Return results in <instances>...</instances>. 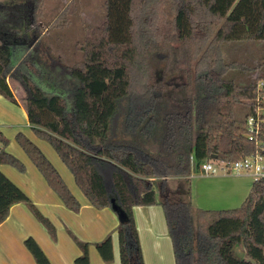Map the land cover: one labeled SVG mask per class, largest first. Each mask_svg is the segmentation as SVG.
Wrapping results in <instances>:
<instances>
[{"label":"trees","instance_id":"trees-1","mask_svg":"<svg viewBox=\"0 0 264 264\" xmlns=\"http://www.w3.org/2000/svg\"><path fill=\"white\" fill-rule=\"evenodd\" d=\"M45 1L0 5V95L17 105L11 83L19 85L32 131L52 145L88 203L121 207L120 263L144 264L133 209L160 205L176 264H264V178L240 207L226 210L195 208L191 180L213 157L234 163L264 155V56L249 65L224 55L226 45L264 44V0H104L103 20L73 64L47 59L41 38L26 33ZM70 7L52 26L67 24ZM253 73L255 80L240 79ZM175 74L183 78L179 90L167 82ZM251 117L258 119L254 135ZM16 141L78 212L80 202L40 148L22 133ZM8 143L0 130V166L24 173ZM170 180H181L178 194ZM19 203L55 237L52 223L0 169V225ZM77 243L83 254L75 264H90L89 243ZM25 246L37 264H51L34 238ZM95 246L105 262L114 260L111 236Z\"/></svg>","mask_w":264,"mask_h":264},{"label":"rangeland","instance_id":"rangeland-1","mask_svg":"<svg viewBox=\"0 0 264 264\" xmlns=\"http://www.w3.org/2000/svg\"><path fill=\"white\" fill-rule=\"evenodd\" d=\"M25 4L29 5V0H0V5L2 6L25 5ZM74 4L76 7L75 14L68 16L67 24L62 27L52 26L56 21V19L58 18V16L62 12H64L65 9H67L69 6L72 7V5ZM104 14H105L104 0H46L44 4V9L42 11V15L37 18V24L32 25L31 28H29L26 33L29 36H33V34H35L36 36L41 38L42 52L45 53L46 57L48 56L47 59L58 58L63 63L73 64L81 60V53L79 51L81 47V43L83 42L84 38L88 34H90L91 30L94 27H97L102 22ZM175 45H177V43ZM46 53H48V55ZM224 55L227 61L236 60L249 65H253L256 64L257 61L261 60L262 57L264 56V44L247 43V44L226 45L224 47ZM182 67L185 68L184 66ZM256 77L257 74L253 73L250 76H247L246 79L245 78H240V79L255 80ZM163 78H164V71L160 70V72L158 73V79L161 81ZM167 82L169 83L170 86L179 90L183 85L182 75L175 74L169 77ZM238 82L242 83V81H238ZM11 85L18 101L24 104L23 102L24 93L22 92L21 87L17 85L15 82H12ZM0 99H1L0 100L1 103H4L5 105L7 104L8 107L13 108L14 113L17 114L15 122L9 124L13 127H10L9 125L0 126V129L2 130L4 136L9 142L6 150L13 156L20 159L25 164L26 167L25 174H23L18 170H16L15 168L7 166V168L5 169H12L14 173H16L15 175H20L19 179L16 176H13L12 180L17 182L18 184H21L22 186H25L26 188H30L28 189L29 192H33L32 189H34L35 186L38 187V184L40 182L41 183L43 182L46 185V187H48V189H50V191H52L55 197H57L58 199V195L47 185V182L45 181L39 170L36 168V166L29 159L27 154L17 143L16 136L18 133H22L40 148V150L43 152L46 158L59 172V174L67 184L68 188L71 190L72 194L79 201L85 200L86 198L82 193V191L80 190V188L77 186L72 173L67 168V166L62 162V160L60 159L59 155L52 147V145L49 144L47 141L39 138L32 131V129L23 126L24 116L19 113L21 110L17 105L11 103L1 95H0ZM2 106L4 105L0 104V121L4 119V115L7 113V111H5L4 107ZM240 179L242 180L246 179L245 183L247 184V186H250V190H251L252 184L254 182L252 178H249L247 176H242L240 177ZM168 185L174 193L178 194L180 192L178 187L179 185L180 186L182 185V182L181 180H170ZM230 206H235L234 208H236V206L238 205H230ZM26 207L28 213L33 217L35 221L34 224V227H36L35 230L41 229L42 231L45 230L47 231V229L35 217L29 206L26 205ZM100 215L102 216L103 219L102 224L105 225L106 227H109V229L114 224L118 226L120 225V220L118 216L112 210H109V212H104ZM160 223H162V225L160 226L162 229H160L159 227V230L160 231L162 230L161 264H176L173 242L169 233V228L167 225V220L163 208H162V222ZM115 228L112 229V231H109L106 237H101V236L91 237L88 235L89 231L87 230L88 234L87 233L86 234L88 237L86 236V238H92L91 239L92 241L96 240L91 242L90 246L96 248L95 246L96 243L103 241L108 236L115 237L117 241L118 234H117V229L116 231H114ZM156 228H158V226ZM55 230H57L56 231V235H57L58 228H55ZM155 231L156 234L158 235L159 233L157 232V229ZM138 234H139V240H140V246L142 250L144 264H146V262H148V264H155L153 263V259L155 257L154 245H155V240L157 238L154 239L153 235L151 234V231H149V229L145 227L139 228ZM60 236L62 238V239L60 238L62 246L64 247L69 245L70 242L74 244L76 243L73 235L62 234ZM236 252L241 258L249 259L245 255V251L243 248H237ZM118 264H120V249L118 250Z\"/></svg>","mask_w":264,"mask_h":264},{"label":"crops","instance_id":"crops-1","mask_svg":"<svg viewBox=\"0 0 264 264\" xmlns=\"http://www.w3.org/2000/svg\"><path fill=\"white\" fill-rule=\"evenodd\" d=\"M0 104L4 105L2 107L7 111L4 115V119L0 121V126L15 122L17 114L14 113L13 108L8 107L7 104L1 103V101ZM17 106L21 110L19 113L24 116L23 126L32 129L24 104L18 101ZM9 126L13 127L11 125ZM7 166L9 165H1V171L11 180L13 176L19 179L20 175H15L16 173H14L12 169H5ZM23 174H25V172ZM240 177L242 176L218 175L214 177H205L199 173H193L191 180L192 197L195 208L202 210H226L234 209L235 206L230 205H238L236 208L240 207L250 191V186H247L245 183L246 179L242 180ZM12 181L27 194L38 210L40 209L39 211L41 214L52 223L54 228H58V234L56 235L57 230H55V237H52L48 230H35V221L28 213L26 204L19 203L14 205L10 209L7 219L0 225V264H37L34 257L25 246V240L30 237L36 240L51 264H75V260L83 254L77 240L89 243L90 264H118L119 241H116L115 237L111 236L113 241L114 260L109 263L101 258L96 248L90 246V243L96 240L92 241V238H86L88 234L87 230L89 231L88 235L91 237H106L109 231H112L115 227L114 231H116L118 225L114 224L109 229V227L102 224L103 219L100 215L104 212H109L112 208L96 209L85 199L82 201L78 200L81 204V208L78 212H73L63 204L59 197L57 199L54 193L50 191L43 182H40L38 187L35 186L34 189L31 188L33 192H29L28 189L30 188H26L14 180ZM133 213L138 229L141 227L148 228L153 238H157L154 245L155 257L153 263L161 264L162 230L160 231L159 227L162 225V223H160L162 222V206L135 207ZM157 226L158 228H156ZM156 229L159 233L158 235L156 234ZM160 229L162 228L160 227ZM62 234L73 235L76 243L70 242L66 247L62 246V238L60 236ZM146 264H148V262H146Z\"/></svg>","mask_w":264,"mask_h":264},{"label":"built area","instance_id":"built-area-1","mask_svg":"<svg viewBox=\"0 0 264 264\" xmlns=\"http://www.w3.org/2000/svg\"><path fill=\"white\" fill-rule=\"evenodd\" d=\"M249 131L254 135L258 131V119L251 117L248 120ZM200 175L214 177L218 175L248 176L256 181L264 178V155L256 154L234 163L223 159H213L202 163L199 166Z\"/></svg>","mask_w":264,"mask_h":264},{"label":"water","instance_id":"water-1","mask_svg":"<svg viewBox=\"0 0 264 264\" xmlns=\"http://www.w3.org/2000/svg\"><path fill=\"white\" fill-rule=\"evenodd\" d=\"M213 159H217V157H213ZM111 208L117 214L120 222H124L125 221V214H124L123 210L121 209V207L115 203V201H112Z\"/></svg>","mask_w":264,"mask_h":264}]
</instances>
